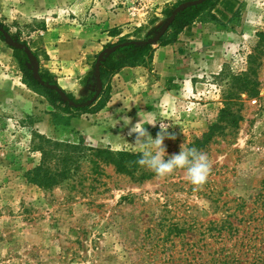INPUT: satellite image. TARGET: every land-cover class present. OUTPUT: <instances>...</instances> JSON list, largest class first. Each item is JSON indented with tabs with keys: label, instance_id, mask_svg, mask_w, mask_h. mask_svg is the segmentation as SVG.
I'll return each instance as SVG.
<instances>
[{
	"label": "rangeland",
	"instance_id": "374dc122",
	"mask_svg": "<svg viewBox=\"0 0 264 264\" xmlns=\"http://www.w3.org/2000/svg\"><path fill=\"white\" fill-rule=\"evenodd\" d=\"M162 1L70 0L52 15L57 19L53 22L18 18L3 11L0 22L17 43L37 53L43 71L55 76L49 70L50 58L42 45L48 26L93 27L123 15L143 21L142 37L153 40L169 23L164 15L166 7L182 0L167 5ZM233 1L238 4L240 25H234L237 19L230 20L228 11L226 16L219 10L202 13L196 22L206 25L207 57L194 62L190 58L186 81L168 93L164 103L149 100L148 120L142 113L135 121L128 116L132 123L127 126L128 121L123 123L120 112L114 114L117 119L113 121L102 122L98 118L112 98V86L110 99L101 111L73 113L69 127L54 125L49 100L25 83L23 68L34 73L33 61L24 50V54L16 55L14 47L3 35L0 37V264H178L179 255L163 251L162 233L158 234L162 226L155 228L152 236L147 235L149 227L222 218V212L204 195L207 189L204 185L216 187L226 197L246 199L263 186L264 45L258 53L261 66L257 67L256 81L260 95L251 99L242 95L236 107L243 118L238 127L222 130L223 134L202 150L211 162V172L203 185L191 184L184 170H176L165 178L154 174L151 179L135 182L107 168L102 178L107 186L97 184L94 191L80 186L81 177H77V182H64L47 191L31 185L26 178L28 171L40 163L39 136L73 143L83 139L86 145L95 148L138 153L131 145L136 134L130 136V128L141 119L154 139L160 131L157 122L164 121L176 137L164 141L167 155L171 156L179 153L182 144L189 147L195 138L207 132L226 99H230V93L235 91L233 77L248 71L249 58L256 54L254 49L260 40L258 35L264 33V0ZM215 15L218 20L224 17L221 23L212 20ZM132 39L136 41L137 37ZM118 40L97 47L113 48ZM154 47L157 51L161 46L157 43ZM83 50L80 48V55ZM95 57L87 64L78 89L73 93L64 91L73 95L78 105L92 101L90 97L97 90V85L92 84ZM41 63L48 67H42ZM145 69L151 73L153 63ZM155 77L153 73L148 76L152 82ZM80 120L88 122L91 129L80 130L81 127L75 126Z\"/></svg>",
	"mask_w": 264,
	"mask_h": 264
},
{
	"label": "trees",
	"instance_id": "16d2710c",
	"mask_svg": "<svg viewBox=\"0 0 264 264\" xmlns=\"http://www.w3.org/2000/svg\"><path fill=\"white\" fill-rule=\"evenodd\" d=\"M185 1L195 0H182L167 6L164 15L170 19L172 10ZM227 4V6L224 4V0H209L199 5L187 6L178 13L174 23L160 39L158 45L164 47L174 43L178 40L179 34L201 19L202 13L212 14L216 10L221 11L218 9L219 6L231 14L230 20L237 19L234 25L239 26L240 11L237 2L232 0ZM220 18L218 20L217 15L212 16V20L217 24L224 19L223 16ZM0 26L10 33L3 23L0 22ZM144 29V26L136 28L134 35H126L112 46L131 42L134 36L137 37V42L148 41L149 38L142 37ZM0 37H2L1 33ZM258 37L260 40L254 49L256 54L249 58L248 71L241 76L233 77L232 88L235 91L230 93V99H226L224 108L221 109L218 118L210 125L208 131L201 137L195 138L189 147L202 151L219 134H223L222 130L237 128L243 120L239 111L236 110L237 101L242 95H247L250 99L260 95L256 80L257 67L261 66V63H258V53H261L260 48L264 45V33H259ZM12 49L16 55L24 54L23 50ZM155 52L154 45L137 43L104 54L100 68L103 90L98 100L85 108L71 107L68 101L59 98L58 92L41 86L35 79L34 73L25 68L23 73L28 87L49 100L53 108L51 113L53 124L69 127L73 113L95 114L101 111L110 99L111 81L114 76L125 68H150ZM34 55L40 62L37 53L34 52ZM98 56L96 55L93 66L95 82L92 83L97 85V90L91 95V100L97 95L100 87L95 66ZM40 77L46 85L59 87L56 77L43 71L42 68H40ZM66 95L71 101L79 103L73 95L68 93ZM38 140L37 151L41 154L40 163L28 171L26 178L31 185L42 190H52L64 182H77V177H81L78 183L82 188L97 190V184L107 186L106 181H102V178L106 176L107 168H111L116 175L129 177L135 182H142L154 176V173H149L137 164L139 153L113 152L110 149L95 148L86 145L83 139L73 143L39 136ZM79 173L81 175H78ZM204 186L207 187L204 195L216 205L217 210L222 212V218L206 222L195 219V223H188L186 220L182 223L174 222L167 225L162 223L149 227L146 230L147 235H154L158 226H162L163 229L159 230L158 234L162 233L163 251L170 250L179 255L178 264H264V183L256 190L254 196L248 199L226 197L216 187Z\"/></svg>",
	"mask_w": 264,
	"mask_h": 264
},
{
	"label": "crops",
	"instance_id": "0c3cea01",
	"mask_svg": "<svg viewBox=\"0 0 264 264\" xmlns=\"http://www.w3.org/2000/svg\"><path fill=\"white\" fill-rule=\"evenodd\" d=\"M173 1L175 0L162 2L167 5ZM228 1L224 0L226 6ZM68 2L70 0H0V11L18 18L43 19L48 23V21L57 20L52 15L66 7ZM218 9L221 10L220 14L225 16L228 14L221 6ZM136 20L138 21V19L120 15L115 21L111 19L93 27L47 25L48 29L42 39V45L50 58L49 70L57 77L60 88L69 93L78 89L87 70V64L104 50L103 46L100 48L97 46L134 32L135 27L139 28L144 23ZM205 33L206 25L196 22L183 31L175 45L158 48L153 60L154 69L151 71L156 76L155 82L149 80L148 76L151 73L143 67L123 69L112 79V98L105 109L98 114V118L102 122L105 119L113 121L117 119L114 114L120 112L122 116H131L135 121L139 113L149 115L148 108L151 105L149 100L164 103L169 96L168 93H172L175 91L173 89L186 81L184 77L190 71V58L194 62L207 57L208 48L205 43L209 37ZM75 47H78L77 52L73 51ZM80 48L81 51L84 49L81 55ZM42 67L48 66L42 64ZM186 85H189L188 82ZM121 104H123L122 109L119 108ZM141 107H144L143 111L140 110ZM75 126L81 127L80 130L91 129L88 122L84 120H80Z\"/></svg>",
	"mask_w": 264,
	"mask_h": 264
},
{
	"label": "clouds",
	"instance_id": "9594fccd",
	"mask_svg": "<svg viewBox=\"0 0 264 264\" xmlns=\"http://www.w3.org/2000/svg\"><path fill=\"white\" fill-rule=\"evenodd\" d=\"M124 121H128V123L125 124ZM123 123L127 126L132 121L124 117ZM157 123H159L160 131L154 139L148 133L141 119L129 130L130 136L136 134L135 143L131 145L139 153L137 164L152 171L158 178H165L176 170H184L191 184L203 185L211 172L208 155L195 147H186L182 144L178 154L168 156L164 141L166 139L175 140L176 137L174 133L169 132V124L164 121Z\"/></svg>",
	"mask_w": 264,
	"mask_h": 264
},
{
	"label": "water",
	"instance_id": "95a60500",
	"mask_svg": "<svg viewBox=\"0 0 264 264\" xmlns=\"http://www.w3.org/2000/svg\"><path fill=\"white\" fill-rule=\"evenodd\" d=\"M206 1H209V0H195V1H189V2H184L182 4H180L172 13V16L171 18L169 19V23L168 25L164 28V30L162 31V33L156 37L155 39L153 40H148V41H131V42H127V43H124V44H120V45H117L113 48H109V49H105L103 50L99 56H98V59L96 61V74H97V80L100 84V87H99V92L97 93V95L93 98L92 101H90L89 103L87 104H83V105H78L76 103H74L73 101H71L69 99V97L66 95V93L60 89L59 87H53V86H49V85H46L43 80L41 79L40 77V63L38 61V59L36 58V56L33 54V52L31 51V49L25 45H22V44H19L17 43L13 38L12 36L3 28L0 26V33L5 37V39L11 44L12 47H14L15 49H19V50H24L27 55L29 56V58L33 61L34 63V75H35V79L38 81V83L47 88V89H50V90H53V91H56L58 92L62 98L65 100V101H68L69 105L71 107H74V108H84V107H87V106H90L92 105L97 99L98 97L100 96L102 90H103V87H102V80H101V75H100V68H101V61H102V57L104 54L106 53H112V52H115L117 49L123 47V46H126V45H129V44H137V43H141V44H150V45H156L160 39L166 34V32L168 31L169 27L174 23L178 13L180 11H182L184 8H186L187 6H192V5H199V4H202Z\"/></svg>",
	"mask_w": 264,
	"mask_h": 264
}]
</instances>
